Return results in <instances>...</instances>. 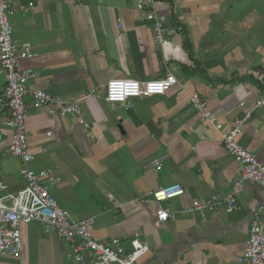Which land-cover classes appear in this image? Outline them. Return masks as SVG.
Returning a JSON list of instances; mask_svg holds the SVG:
<instances>
[{
    "label": "crops",
    "instance_id": "obj_1",
    "mask_svg": "<svg viewBox=\"0 0 264 264\" xmlns=\"http://www.w3.org/2000/svg\"><path fill=\"white\" fill-rule=\"evenodd\" d=\"M10 17L14 44L35 56L20 63L39 74L29 88L77 99L90 138L70 118L53 121L33 109L28 95L27 136L34 170L55 169L61 183L53 198L73 222L94 218L99 241L118 238L127 251L135 232L149 246L139 264H235L244 249L252 212L264 206V189L247 183L227 214L190 215L194 199L225 196L240 168L222 145L221 133L264 96V16L249 15L247 0H15ZM165 18L168 43L153 30ZM185 31V33L183 32ZM188 42V47L185 41ZM172 73L179 85L161 96L134 99L133 108L104 101L114 79L140 82ZM5 80L0 69V95ZM204 101L217 129L201 123L189 98ZM243 104V105H242ZM10 115L0 105V205L10 206L25 186L18 158L8 154ZM240 145L264 162V110L244 127ZM161 160V169L152 165ZM180 184L184 195L144 206L150 191ZM116 203V207L111 203ZM172 217L159 223L157 215ZM23 251L0 264H75L70 247L44 226L22 228Z\"/></svg>",
    "mask_w": 264,
    "mask_h": 264
},
{
    "label": "built area",
    "instance_id": "obj_2",
    "mask_svg": "<svg viewBox=\"0 0 264 264\" xmlns=\"http://www.w3.org/2000/svg\"><path fill=\"white\" fill-rule=\"evenodd\" d=\"M155 4L156 0H139V7L145 11L154 10ZM15 8V0H0V69L5 80L0 105L7 108L11 119V137L7 152L19 159L25 186L10 197L12 200L10 206L0 205V256H20L24 246L22 228L32 222H38L44 226L45 234L54 235L70 247V258L75 264H139L149 252V246L143 241L141 232L133 234L129 251L118 238L97 240L91 232L94 218L73 222L53 198L51 190L61 183V177L56 170H34L31 166L34 156L27 136L28 109L25 98L31 96L33 109L47 108L53 121L70 118L72 120L70 129L81 127L85 132V138H90L91 127L83 118L80 103L94 95V91L70 100L51 96L37 87L29 88L30 83L35 82L39 74L20 66L23 60L33 58L35 54L17 47L13 42L10 17ZM153 16L155 38L166 45L168 39L164 27L165 18L154 14ZM178 85L179 82L172 73L146 82L114 79L106 85L104 101L130 110L133 108L134 99L161 96ZM189 101L199 115L200 122L217 129L218 126L206 102L198 100L196 96H191ZM258 110H264V96L259 97L251 110L236 118L233 124L221 133L225 151L240 168L238 180L231 186L230 192L221 197L213 195L207 200L194 199L186 208V213L203 215L213 213L222 206L227 214H231L237 208L239 196L247 183L256 184L264 189V162L238 141L252 114ZM152 165L156 170H160L161 160H156ZM184 192L180 184H172L150 191L146 197L139 200V203L144 206L151 202L159 203L183 196ZM110 201L116 207L114 200ZM171 217L168 210L157 215L159 223L167 222ZM235 264H264V206H259L252 212L247 240Z\"/></svg>",
    "mask_w": 264,
    "mask_h": 264
},
{
    "label": "rangeland",
    "instance_id": "obj_3",
    "mask_svg": "<svg viewBox=\"0 0 264 264\" xmlns=\"http://www.w3.org/2000/svg\"><path fill=\"white\" fill-rule=\"evenodd\" d=\"M248 1V12L249 15H261L264 16V0H247ZM264 27V21L259 23Z\"/></svg>",
    "mask_w": 264,
    "mask_h": 264
},
{
    "label": "trees",
    "instance_id": "obj_4",
    "mask_svg": "<svg viewBox=\"0 0 264 264\" xmlns=\"http://www.w3.org/2000/svg\"><path fill=\"white\" fill-rule=\"evenodd\" d=\"M183 32L185 33L184 30H183ZM185 45H186V47H188V42H187V40L185 41Z\"/></svg>",
    "mask_w": 264,
    "mask_h": 264
}]
</instances>
